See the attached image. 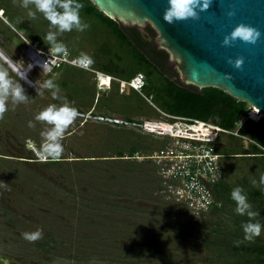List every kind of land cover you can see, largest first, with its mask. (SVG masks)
Returning a JSON list of instances; mask_svg holds the SVG:
<instances>
[{
    "label": "rangeland",
    "instance_id": "1",
    "mask_svg": "<svg viewBox=\"0 0 264 264\" xmlns=\"http://www.w3.org/2000/svg\"><path fill=\"white\" fill-rule=\"evenodd\" d=\"M80 15L89 27L58 35L68 49L59 55L89 54L91 69L105 74L101 81L105 87L98 90L92 72L68 65L49 71L35 66L28 76L33 83L20 81L32 99L14 110L9 102V110L0 118V181L4 182L0 184V259L10 264H255L254 250L264 247V230L252 241L243 240L241 222L249 218L235 213L231 193L243 188L252 209L259 212L253 219L264 223V191L257 187L264 163L242 155L222 156L221 188L214 192L217 205L206 214L194 215L169 199L161 192L155 164L128 157L133 146L141 156L157 149L159 140L134 126L96 118L163 119L141 90L123 86L140 69L137 49L94 18ZM146 26L152 31L147 32ZM133 27L162 50L149 23ZM49 30L55 29L42 13L33 18L20 0H0V65L16 77V67L21 61L33 62L37 50L56 54L44 39ZM165 65L171 80L202 91L180 80L170 57ZM110 75L115 80L110 81ZM136 76L140 81L147 77ZM46 79L57 83L59 95L78 110L65 132V150L58 160L38 154L40 132L48 125L34 116L49 104L63 102L42 87ZM152 102L159 106L156 99ZM29 120L34 127L28 126ZM29 141L35 146L27 147ZM229 142L221 136L218 149L224 152ZM242 143L246 149L247 141ZM38 228L43 231L41 239L23 238L22 233Z\"/></svg>",
    "mask_w": 264,
    "mask_h": 264
},
{
    "label": "water",
    "instance_id": "2",
    "mask_svg": "<svg viewBox=\"0 0 264 264\" xmlns=\"http://www.w3.org/2000/svg\"><path fill=\"white\" fill-rule=\"evenodd\" d=\"M90 1L121 25L149 23L157 33L156 45L175 62L183 83L221 90L253 106L258 110L254 113L264 118V0H209L207 9L197 10V18L172 23L163 19L167 0ZM239 23L261 33L255 45L239 40L222 44ZM229 58L242 59V66L236 68Z\"/></svg>",
    "mask_w": 264,
    "mask_h": 264
},
{
    "label": "clouds",
    "instance_id": "3",
    "mask_svg": "<svg viewBox=\"0 0 264 264\" xmlns=\"http://www.w3.org/2000/svg\"><path fill=\"white\" fill-rule=\"evenodd\" d=\"M30 5L34 6L35 10ZM20 6L27 9L28 15L33 18L37 12L42 13L43 17L54 27L55 30H49L44 39L49 42L50 47L56 54H66L68 51L67 46L62 41L57 40L58 35L70 32L73 29L82 32L89 27L87 22L82 21L80 15V10L84 7L82 0H20ZM208 6L209 0H167V7L163 11V19L168 23L188 18L195 19L198 16L197 10H205ZM228 15H232V12L229 11ZM260 37L261 33L257 29L244 23H239L228 35L224 36L222 44L229 45L230 41L235 42L239 40L243 43L255 45ZM46 61L42 63L37 62L42 70ZM228 62L234 64L236 68H240L243 63L240 58L234 61L229 58ZM73 63L77 67L87 69L93 63V59L89 54L81 52ZM32 67V63L21 61L20 65L15 69L16 77H13L10 75L7 67L0 65V118L9 110V102L14 110L16 105L27 103L32 99L26 95L24 86L20 82L23 80L28 84L33 83V81L28 79L27 75ZM42 87L51 90L50 94L53 99H61L63 102L59 106L49 104L34 116V120L44 121L48 125V127L40 132L42 140L38 154L42 159L51 158L58 160L65 150L62 143L65 132L77 116L78 110L70 104L67 97L59 95L61 91L59 85L52 79L42 81ZM40 95H43V92ZM28 126H35L32 120L28 121ZM34 146L33 141H29L27 144L29 148ZM3 183L0 181V184ZM252 183L257 185L256 180H253ZM262 185H264V174H261L259 185H257L260 191H264ZM231 199L236 204L235 213L249 218L241 222L244 234L243 240H254L264 230V223L253 219L259 215V212L252 209V205L241 187L233 189ZM22 236L24 239L32 242L41 239L43 231L38 228L31 232H24ZM239 243L240 241H237V244ZM0 264H10V262L7 259H0Z\"/></svg>",
    "mask_w": 264,
    "mask_h": 264
},
{
    "label": "built area",
    "instance_id": "4",
    "mask_svg": "<svg viewBox=\"0 0 264 264\" xmlns=\"http://www.w3.org/2000/svg\"><path fill=\"white\" fill-rule=\"evenodd\" d=\"M32 56L35 62L42 63L47 60L43 67V70L47 71L62 65L77 67L73 63L77 57L48 54L39 50ZM38 66L40 67L39 64ZM77 68L95 74L97 88L105 87L101 84V76L105 74L91 69V65L87 69ZM112 80L115 79L110 76V81ZM135 80L139 82L137 84L139 88L134 84ZM122 83L123 86L140 90L143 81L136 76L129 82ZM252 109H247L244 120L250 119L255 122L259 120L261 116L253 117ZM160 113L163 119L159 121H134L107 116L96 118L121 127L134 126L159 140L160 146L157 149L141 156L135 153L129 158H141L154 163L162 193L175 203L186 206L194 215L206 214L217 205L214 192L221 183L220 158L222 155L218 153L219 139L223 134L241 137L237 132L238 129L227 131L212 122ZM243 121H239V126ZM241 138L249 141L244 137Z\"/></svg>",
    "mask_w": 264,
    "mask_h": 264
},
{
    "label": "trees",
    "instance_id": "5",
    "mask_svg": "<svg viewBox=\"0 0 264 264\" xmlns=\"http://www.w3.org/2000/svg\"><path fill=\"white\" fill-rule=\"evenodd\" d=\"M82 2L84 7L80 13L94 18L100 24L111 29L120 39L127 41L137 49L136 62L140 69L133 72L126 82H129L137 73L146 74L147 77L144 78L140 90L156 110L171 116L212 122L227 131L238 129V134L249 140L246 149L242 143L244 139L241 137L223 134L222 136L226 135L230 142L224 152L218 149V153L229 157L242 155L241 157L245 159L252 157L254 160L264 163V118L261 117L256 122L246 119L239 126V120L246 115L248 104L238 101L216 88H203L201 92H197L195 89L181 85L176 80H171L165 65L169 59L168 53L157 50L155 45L144 40L135 27L121 28L119 23L106 17L90 0H82ZM146 30L147 32L152 31L149 26H146ZM55 69L58 68H52V70ZM135 95L137 96L136 93ZM137 98L143 99L138 96ZM154 99L159 102V106L152 102ZM102 106H106V103L102 102ZM167 108L169 112H166ZM136 150L137 148L133 146L128 157L134 156ZM118 156L124 157V155ZM262 170L264 174V167ZM219 188H221V184L217 189ZM254 258L255 264H264L263 246L254 250Z\"/></svg>",
    "mask_w": 264,
    "mask_h": 264
},
{
    "label": "bare ground",
    "instance_id": "6",
    "mask_svg": "<svg viewBox=\"0 0 264 264\" xmlns=\"http://www.w3.org/2000/svg\"><path fill=\"white\" fill-rule=\"evenodd\" d=\"M31 61H33V62H30V63L33 64V67H32V69H31V70H33V69L35 68V66H38V64H37V62L34 61V58H33L32 56H31ZM40 69H41V68H40ZM31 70H30V71H31ZM30 71L27 73L28 76H29ZM101 79H102V81H105L106 78H104L103 76H101ZM135 82H137V80L134 81V84H135ZM137 87H138V86H137ZM138 88H139V87H138ZM250 108H253V109H252L253 112L258 113V110H256V108H254L253 106H250ZM252 116L256 118V117L258 116V114L256 115L255 113H253Z\"/></svg>",
    "mask_w": 264,
    "mask_h": 264
}]
</instances>
